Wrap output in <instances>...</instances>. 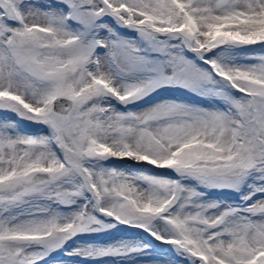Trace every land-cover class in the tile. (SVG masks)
Returning <instances> with one entry per match:
<instances>
[{
	"label": "snow or ice",
	"instance_id": "snow-or-ice-1",
	"mask_svg": "<svg viewBox=\"0 0 264 264\" xmlns=\"http://www.w3.org/2000/svg\"><path fill=\"white\" fill-rule=\"evenodd\" d=\"M0 264H264V0H0Z\"/></svg>",
	"mask_w": 264,
	"mask_h": 264
}]
</instances>
